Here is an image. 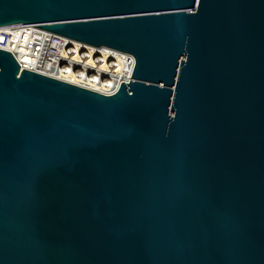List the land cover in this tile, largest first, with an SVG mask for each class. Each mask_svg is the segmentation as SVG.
<instances>
[{"label": "water", "instance_id": "obj_1", "mask_svg": "<svg viewBox=\"0 0 264 264\" xmlns=\"http://www.w3.org/2000/svg\"><path fill=\"white\" fill-rule=\"evenodd\" d=\"M129 54L106 96L0 49V264H264V0H0Z\"/></svg>", "mask_w": 264, "mask_h": 264}, {"label": "built area", "instance_id": "obj_2", "mask_svg": "<svg viewBox=\"0 0 264 264\" xmlns=\"http://www.w3.org/2000/svg\"><path fill=\"white\" fill-rule=\"evenodd\" d=\"M5 38L14 39L15 46L25 49L29 56L47 63V71L53 75L46 76L58 80L61 79L54 75L68 77L75 84L68 83L86 89L94 87L92 91L106 96L114 94L120 83H128L134 66V59L129 54L106 47L81 46L49 32L42 34L30 25H14L6 32ZM44 40L49 43L48 49H44Z\"/></svg>", "mask_w": 264, "mask_h": 264}, {"label": "bare ground", "instance_id": "obj_3", "mask_svg": "<svg viewBox=\"0 0 264 264\" xmlns=\"http://www.w3.org/2000/svg\"><path fill=\"white\" fill-rule=\"evenodd\" d=\"M13 26L0 27V49L9 51L10 53L14 54V56L17 59V61L20 63L22 69L31 70V71H35V72L40 73V74L52 76L53 74L51 75L47 71L48 70V66H47L48 64L47 63H45L43 61H40V60H38L36 58H33L32 56H29L26 53L25 49L18 48L17 46H15L14 39H12V38L6 39L5 38L6 32H8ZM38 30H40L42 32V34H44V32H47V31H44V30H41V29H38ZM68 41L69 42H76V41H71V40H68ZM44 42H45L44 43V49H48V44L49 43H47L46 40H44ZM76 43H78L81 46H86L87 47V45H83V44H81L79 42H76ZM54 76L56 78H59L61 80L66 81V82L74 83L68 77H62V76H59V75H54ZM88 88L91 89V90H95L94 87H88Z\"/></svg>", "mask_w": 264, "mask_h": 264}]
</instances>
